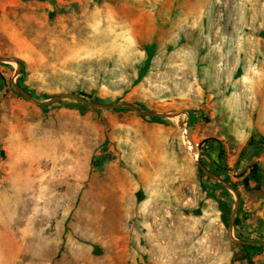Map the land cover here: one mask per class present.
<instances>
[{"label":"rangeland","instance_id":"1","mask_svg":"<svg viewBox=\"0 0 264 264\" xmlns=\"http://www.w3.org/2000/svg\"><path fill=\"white\" fill-rule=\"evenodd\" d=\"M0 59V264H264V0H0Z\"/></svg>","mask_w":264,"mask_h":264},{"label":"water","instance_id":"2","mask_svg":"<svg viewBox=\"0 0 264 264\" xmlns=\"http://www.w3.org/2000/svg\"><path fill=\"white\" fill-rule=\"evenodd\" d=\"M2 62H14L13 60L11 59H0V63ZM18 66V64H17ZM19 68V66H18ZM15 76H17V72L15 74ZM14 88L16 89L17 92H19L21 95H23L25 98L35 102L36 104L38 105H49L51 103H55L57 101H60V100H63V99H66V98H72L74 100H77V101H80L88 106H91L93 108H96V109H117V108H129L131 110H133L134 112H136L138 115L140 116H143V117H161L162 115L160 114H156V113H148V112H143V111H140L138 110L137 108L131 106V105H127V104H116V105H98V104H94L92 102H89L75 94H65V95H61V96H58L56 98H54L53 100H49V101H45V102H38L36 101L34 98H32L30 95H28L27 93H25L23 90H21L19 87H17L16 85H14ZM198 167L203 170L202 166L200 164H198ZM237 209H238V205H237V202H236V206H235V209L232 213V216H231V220H230V223H229V234L231 236V238L239 245H248V246H252V245H259V246H264V242H246V241H236L233 236H232V223H233V220H234V217L236 215V212H237Z\"/></svg>","mask_w":264,"mask_h":264},{"label":"trees","instance_id":"3","mask_svg":"<svg viewBox=\"0 0 264 264\" xmlns=\"http://www.w3.org/2000/svg\"><path fill=\"white\" fill-rule=\"evenodd\" d=\"M149 55H151V54H149ZM141 77H142V76H140L139 79H141ZM159 119H160L159 117L153 118V120H159ZM247 182H248V179H245V180H244V184H246ZM217 186H218L219 188H221L222 190H225V189L223 188V186H221V185H219V184H217ZM237 216H238V213L236 214V217H235V219H234V226L238 223ZM238 246L242 249V251H243L244 253H247V249L263 248L262 246H247V245H238ZM247 257H248V261H249V263L252 264V262H251L249 256H247Z\"/></svg>","mask_w":264,"mask_h":264},{"label":"crops","instance_id":"4","mask_svg":"<svg viewBox=\"0 0 264 264\" xmlns=\"http://www.w3.org/2000/svg\"><path fill=\"white\" fill-rule=\"evenodd\" d=\"M263 105L259 108V111H258V130H259V133L263 136L264 135V96H263ZM260 126H263V130L261 129Z\"/></svg>","mask_w":264,"mask_h":264},{"label":"bare ground","instance_id":"5","mask_svg":"<svg viewBox=\"0 0 264 264\" xmlns=\"http://www.w3.org/2000/svg\"><path fill=\"white\" fill-rule=\"evenodd\" d=\"M187 145H189L188 143H186ZM188 148L190 149V147L188 146Z\"/></svg>","mask_w":264,"mask_h":264}]
</instances>
